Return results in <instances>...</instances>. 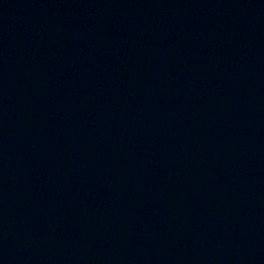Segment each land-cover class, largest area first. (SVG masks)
Segmentation results:
<instances>
[{
  "label": "water",
  "instance_id": "95a60500",
  "mask_svg": "<svg viewBox=\"0 0 264 264\" xmlns=\"http://www.w3.org/2000/svg\"><path fill=\"white\" fill-rule=\"evenodd\" d=\"M0 264H264V0H0Z\"/></svg>",
  "mask_w": 264,
  "mask_h": 264
}]
</instances>
